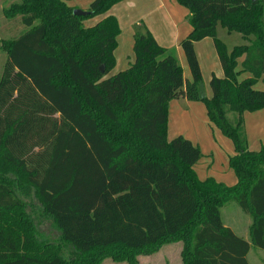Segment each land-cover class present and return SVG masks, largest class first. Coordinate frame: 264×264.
<instances>
[{"label": "trees", "instance_id": "1", "mask_svg": "<svg viewBox=\"0 0 264 264\" xmlns=\"http://www.w3.org/2000/svg\"><path fill=\"white\" fill-rule=\"evenodd\" d=\"M70 1L3 10L25 29L4 41L0 76V264H138L176 242L182 264H250L251 245L264 251V146L250 150L242 125L245 112L264 109V91L254 88L264 82V0H177L191 13L180 42L190 79L149 30L134 36L132 65L105 78L116 66L119 21L83 22L126 0H93L85 16ZM219 25L247 43L229 50ZM206 38L224 75L212 76V95L201 99L195 44ZM181 97L202 102L234 144L235 185L199 179L201 149L183 135L167 140L170 102ZM31 192L72 247L70 260L62 244L38 243L22 198ZM230 201L251 218L250 241L224 225Z\"/></svg>", "mask_w": 264, "mask_h": 264}, {"label": "rangeland", "instance_id": "2", "mask_svg": "<svg viewBox=\"0 0 264 264\" xmlns=\"http://www.w3.org/2000/svg\"><path fill=\"white\" fill-rule=\"evenodd\" d=\"M20 0H0V76L3 73L4 66L8 59L7 51L5 50V40H11L18 37L23 29L19 27V17L8 20L4 14V8L9 7L12 3L18 2ZM93 0H71L69 4L71 6L77 5L78 10L83 12H88L90 5ZM182 10L186 11L189 18L191 13L182 7ZM105 15H99L87 20H84L83 24L86 27L95 25L99 20H101ZM120 19L123 28V36L119 40V51L117 55L123 58L127 54H131V49L129 42L127 41V35H129V30L127 29L126 23L120 14ZM142 24V23H141ZM10 28L12 30H10ZM136 32H142L143 30L135 26ZM220 39L226 44L229 50L238 45L246 44L247 41L244 39L243 35L237 32H229L227 29L218 26ZM214 50V49H212ZM172 53L176 55L180 64L184 70V76L191 78L190 71L186 62L183 50H171ZM129 52V53H127ZM206 57V60H205ZM216 58V59H215ZM217 56L215 50L210 54L209 50L203 51L202 54V70H203V83L207 92V96L211 97L212 91L210 87V79L213 73L221 74V66L218 65ZM242 59V58H241ZM241 59L239 60L238 70L241 69ZM215 62L217 65H215ZM118 72L115 70L111 71L105 78H108ZM250 74L243 73L239 76V80L249 77ZM257 90L264 91V82L262 80L258 81L254 86ZM243 130L247 137L248 147L250 149H258L261 145H264V113L255 112H245L243 115ZM229 118L231 123L235 124L236 114L230 113ZM170 126L167 130V140L171 141L173 138L183 135L186 138H191L195 142H199L201 145V151L203 153L202 159L194 166L195 170L200 179H205L206 177L223 176L227 181H229V176L233 177L234 172L228 165L227 153L235 149L234 144L228 138H226L222 131L215 127V131L210 129L209 120L206 114V107L201 102H191L187 99L178 98L174 101L171 107L170 114ZM213 133L215 135H213ZM215 136V137H214ZM234 148V149H233ZM212 157V158H211ZM212 162V166L209 167V163ZM205 165V166H204ZM23 201L25 203V209L30 218L33 227L34 235L41 245H47L53 247L54 245L62 244L63 250L61 251L62 256L66 260H70L73 256L72 247L67 244L62 243L60 240L61 234L59 229L56 227L54 221L46 216L42 210V206L34 196L33 192L29 196H23ZM222 219L226 225H231V227L239 234L244 235L246 228L243 224L246 222H251V218L244 213L236 202H228L222 209ZM183 248L182 242L166 244L162 249L153 254L144 253L138 256V264H182L181 259V249ZM251 264H264V251L253 246L251 253L248 255ZM101 264H129L127 262H115L112 259H106Z\"/></svg>", "mask_w": 264, "mask_h": 264}, {"label": "crops", "instance_id": "3", "mask_svg": "<svg viewBox=\"0 0 264 264\" xmlns=\"http://www.w3.org/2000/svg\"><path fill=\"white\" fill-rule=\"evenodd\" d=\"M73 7L78 8L77 5H73ZM185 9H187V8H185ZM120 14H122V18L124 20V23L128 24L127 29L129 30L128 31L129 35H127V41L129 42V45H130L131 54H127L126 56H124L125 61L123 60V58L121 56L119 57L117 55V52L119 51V47H120L119 40L124 38L122 23H121V19L119 17ZM108 15L116 16L118 21H119L120 27H121V33L118 37V47L115 51L116 66L113 69V71L115 70V72H120V71H124V70L128 69L132 65V63L134 62V60H135V55H134V51H133L134 36L137 33H144L146 30H149L152 33V35L154 36V38L156 39V41L161 46H163L169 50L178 51V50H180L181 40L184 39L185 37H187L193 29L188 14L186 13V11L182 10L181 5L178 4L177 0H126V1H123V2L115 5L107 13L106 16H108ZM19 24H20L19 27L21 29H23V31H24L25 27L20 23V17H19ZM135 26L140 27L143 31L142 32H139V31L136 32ZM12 29L10 28V30H12ZM217 32H218V36L220 37L218 27H217ZM195 49H196V53H197L201 68H202V60H203L202 59L203 51L209 50L210 54H212V51L215 50L216 56L218 57L214 41L210 38H206L200 42H197L195 44ZM212 49H214V50H212ZM127 53H129V52H127ZM243 59H244V57L241 59V62L243 61ZM205 60H206V57H205ZM217 60H218V63H220L219 58H217ZM215 65H217L216 62H215ZM218 65H220V64H218ZM221 69H222V67H221ZM213 75H216L217 77L221 76V74H219V73H217V74L213 73L212 76ZM222 75H224L223 70H222ZM202 76H203V70H202ZM212 76H211V78H212ZM210 81H211V79H210ZM183 99H186V98H183ZM174 101H176V99L172 100L170 102V106H169L168 128H169L170 123H171L170 122V114H171V107L173 106ZM257 112L264 113V109L259 110ZM206 114H207V110H206ZM244 119H245V116H244ZM209 127H210V129L215 131V126L211 125V123H209ZM213 135H215V134L213 133ZM188 139L191 140L194 145L201 148V145L199 142H195L191 138H188ZM262 146H264V145H261L258 149H250V147H249V149L250 150H259ZM235 153H236L235 149H234V151L232 150L231 153H229V154L227 153L228 163H229L230 156H233ZM208 163H209L208 164L209 167H211L212 162H208ZM194 169H195V167H194ZM234 175H235V173H234ZM208 177H206V178H208ZM212 177L215 178L217 181L222 182L228 186H233L237 183L236 176L233 177L232 175L229 176V179H228L229 181H227L221 175H220V177H217L215 175ZM205 179H201V180H205ZM251 223H252V220H251V222L248 221V223L246 222L245 224H243L246 228L244 235H239L231 227V225H226L225 223H224V225L226 227L231 228L237 235L243 237L245 240L250 241L249 227H250ZM252 248H253V246L251 245L250 253L252 251ZM182 249H181V252H182Z\"/></svg>", "mask_w": 264, "mask_h": 264}, {"label": "water", "instance_id": "4", "mask_svg": "<svg viewBox=\"0 0 264 264\" xmlns=\"http://www.w3.org/2000/svg\"><path fill=\"white\" fill-rule=\"evenodd\" d=\"M253 2H256L258 0H252ZM75 15L77 16H85L88 14V12H83L81 10L75 9L73 12ZM102 71H104V67L102 66ZM199 93H200V97L201 99H205L207 97V93H206V89H205V85L203 82L200 83L199 85Z\"/></svg>", "mask_w": 264, "mask_h": 264}]
</instances>
